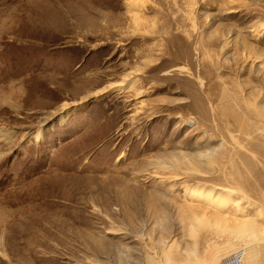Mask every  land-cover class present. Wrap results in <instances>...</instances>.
Listing matches in <instances>:
<instances>
[{
	"label": "rangeland",
	"instance_id": "rangeland-1",
	"mask_svg": "<svg viewBox=\"0 0 264 264\" xmlns=\"http://www.w3.org/2000/svg\"><path fill=\"white\" fill-rule=\"evenodd\" d=\"M7 18L0 264L248 251L216 218L192 235L180 206L214 187L264 225V0H0ZM250 252L264 264V244Z\"/></svg>",
	"mask_w": 264,
	"mask_h": 264
},
{
	"label": "bare ground",
	"instance_id": "bare-ground-1",
	"mask_svg": "<svg viewBox=\"0 0 264 264\" xmlns=\"http://www.w3.org/2000/svg\"><path fill=\"white\" fill-rule=\"evenodd\" d=\"M141 11V7L135 8L132 4L130 5V13L134 12L135 15H137L139 12L142 13ZM138 18L140 17H135V21H137V23L139 22ZM12 23H16V20H9V18L3 20V25L0 28L1 38L10 33L9 24ZM133 84L134 82L126 86L130 85V88L133 89ZM118 87L120 90H122L125 85L123 83H120ZM100 93L102 94L101 91H98L97 93H95V96L100 95ZM215 191L217 190L214 187H186L183 198L184 203L180 206V208L185 212V215L189 216L190 219H192L189 228L190 233L192 235H199L202 231H206L212 225V218L219 219L220 223H224L226 225V227L224 228H226L227 232L231 233L238 239H243V241L244 239L249 240V244L246 249L248 251L245 252V258H248V262L245 261V264H255V261H252L254 256L251 255V252L250 254H248V252L252 249L254 250V248H256L257 246L264 244V225H260L256 221V219L251 220L248 218V213L242 207L241 201L235 200L234 198L230 197V194L222 195V193L218 194V191ZM212 209L215 211V213L214 211L212 213L209 212V210L212 211ZM256 213L257 216L264 219V212L262 210L259 211L257 209ZM216 227L220 226L217 225Z\"/></svg>",
	"mask_w": 264,
	"mask_h": 264
},
{
	"label": "built area",
	"instance_id": "built-area-1",
	"mask_svg": "<svg viewBox=\"0 0 264 264\" xmlns=\"http://www.w3.org/2000/svg\"><path fill=\"white\" fill-rule=\"evenodd\" d=\"M245 251L243 249L236 250L232 255L223 260L222 264H245Z\"/></svg>",
	"mask_w": 264,
	"mask_h": 264
}]
</instances>
